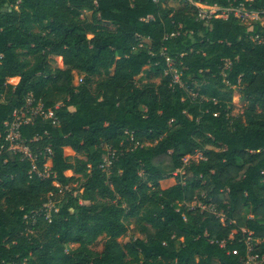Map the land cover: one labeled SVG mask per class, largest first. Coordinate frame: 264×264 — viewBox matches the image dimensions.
<instances>
[{
  "label": "trees",
  "instance_id": "obj_1",
  "mask_svg": "<svg viewBox=\"0 0 264 264\" xmlns=\"http://www.w3.org/2000/svg\"><path fill=\"white\" fill-rule=\"evenodd\" d=\"M194 3L264 17V0H0V132L28 94L57 119L20 128L48 179L0 135V264H246L248 237L264 264V25Z\"/></svg>",
  "mask_w": 264,
  "mask_h": 264
},
{
  "label": "built area",
  "instance_id": "obj_2",
  "mask_svg": "<svg viewBox=\"0 0 264 264\" xmlns=\"http://www.w3.org/2000/svg\"><path fill=\"white\" fill-rule=\"evenodd\" d=\"M158 0H154L157 2ZM194 6L198 9V18L201 21L208 22L213 17H218L222 19H226L230 15H233L234 18L238 19L240 23L244 24L245 26L251 27L254 23H260L264 25V17H262L259 13L248 11L246 10L243 5H239L236 7H230L227 9H220L217 6H208L201 3H194ZM257 42H261L262 39L255 38ZM168 60V59H167ZM169 61V60H168ZM170 63V61H169ZM230 62L228 60L224 61L221 75L225 77V71L230 68ZM173 80L175 83H179V75L173 70ZM82 82V78H79V83ZM193 98H196V95L190 93ZM60 105H56V108ZM41 119L42 121H46L52 119L53 122L57 123V119L53 116L52 111L45 110L43 108V104L40 101H36L35 98L28 94L25 99V104L23 107L15 110L11 116L9 117L8 121L3 124V131L0 132V135H4V139L7 143V148H5L6 152L10 154L19 155L21 160H26L30 163V169L27 172L29 178L38 177L39 179H48L51 175L55 176L51 172V159L50 157L47 158V161L42 165V169H39L36 162V156L32 153L30 148L26 145L25 141L21 138L20 128L23 125H29L34 123L35 120ZM129 136V140L132 141V133L127 134ZM38 140V138H35ZM131 143V142H130ZM105 154L103 156V162L100 165V169L109 174L111 170L114 158H115V151L111 150L109 146H104ZM47 155L50 154L49 148L45 149ZM107 155L108 158H105ZM193 159H202L200 153H197ZM188 159H185L187 162ZM53 195H49L47 198L46 203L44 204L42 210L33 216H31V220H27V227L26 230L29 233H32L30 226L32 227L34 224V220L36 215H44L45 219L50 222V217L52 212H57V201L53 200ZM206 209V207H203ZM211 211L212 208H208ZM220 217V215H218ZM246 245L248 248V254L246 257V264H259L255 257L250 255L252 251L251 245L252 240L250 237L246 240ZM233 254H236L234 251Z\"/></svg>",
  "mask_w": 264,
  "mask_h": 264
},
{
  "label": "rangeland",
  "instance_id": "obj_3",
  "mask_svg": "<svg viewBox=\"0 0 264 264\" xmlns=\"http://www.w3.org/2000/svg\"><path fill=\"white\" fill-rule=\"evenodd\" d=\"M167 5L169 7H172V8H177L178 3L176 1H170V2H167ZM6 10H7V8L4 9V11H6ZM16 10H17V8H16ZM83 17L89 19L90 18V13L89 12H84ZM18 80H19L18 78L16 80L9 79V80H7V83L10 84V85H16L18 83ZM234 101H236V100H234ZM242 110L243 109L240 108L239 103L236 101V105L234 107V110H233L232 114L235 115V116L239 115L242 112ZM65 153H66L67 156H73L74 155V153L70 149H65ZM105 158H108L107 155H105ZM109 173H110V171H109ZM65 176L70 177V176H72V173L70 171H68V172L65 173ZM80 186H81V181H77L73 185H71L69 187H66L64 189H61V192L57 196H54L53 200L55 199L54 201L57 200V202H61L62 198L64 197L65 191H67L69 188L70 189H79ZM220 220H223V217L220 216ZM132 228H133L132 225L129 226L127 235L125 237H122V238L118 239V242L121 245L126 243L132 237H134V238L138 237V235H133L132 234ZM76 247H77L76 245L69 244L67 246V249L68 250H72V249H75Z\"/></svg>",
  "mask_w": 264,
  "mask_h": 264
}]
</instances>
